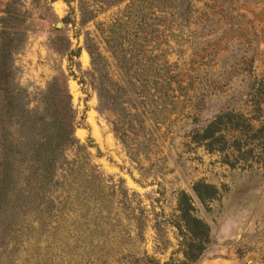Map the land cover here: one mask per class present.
Instances as JSON below:
<instances>
[{
  "label": "rangeland",
  "instance_id": "374dc122",
  "mask_svg": "<svg viewBox=\"0 0 264 264\" xmlns=\"http://www.w3.org/2000/svg\"><path fill=\"white\" fill-rule=\"evenodd\" d=\"M10 1L19 104L61 99L78 146L49 206L0 201V264H184L181 192L209 228L196 264H264V0H0V18Z\"/></svg>",
  "mask_w": 264,
  "mask_h": 264
},
{
  "label": "trees",
  "instance_id": "16d2710c",
  "mask_svg": "<svg viewBox=\"0 0 264 264\" xmlns=\"http://www.w3.org/2000/svg\"><path fill=\"white\" fill-rule=\"evenodd\" d=\"M12 6L13 1H10L0 18V201L12 208L21 206L25 209L53 203L50 193L58 184L56 172L65 165L70 166L64 151L78 146V141L73 136L72 120L59 109L61 99H53L51 92L46 98L48 107L39 117L19 104L22 91L13 83L11 58L23 42L21 29L25 15L12 11ZM65 96L69 98L68 94ZM13 119L17 120L20 133L17 139L10 137L6 125ZM219 122L213 121L205 127L203 140L220 131ZM192 191L202 204L218 195L215 186L204 182H196ZM177 210V227L191 241L187 251L183 252V262L196 264L202 255L203 244L208 242L209 228L193 214L192 199L184 192L178 195Z\"/></svg>",
  "mask_w": 264,
  "mask_h": 264
}]
</instances>
